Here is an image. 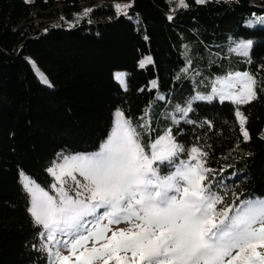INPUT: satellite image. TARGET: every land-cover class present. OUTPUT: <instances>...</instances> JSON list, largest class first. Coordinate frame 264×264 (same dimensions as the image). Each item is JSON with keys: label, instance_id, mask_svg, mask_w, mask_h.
Segmentation results:
<instances>
[{"label": "trees", "instance_id": "16d2710c", "mask_svg": "<svg viewBox=\"0 0 264 264\" xmlns=\"http://www.w3.org/2000/svg\"><path fill=\"white\" fill-rule=\"evenodd\" d=\"M131 1L128 15L117 16L115 0H0V264H47L33 247L40 229L20 171L48 189L53 161L98 150L117 109L133 124L151 122L145 141L171 127L185 147L206 150L225 203L264 197V24L248 25L264 17V0H185L186 8L179 0ZM85 7L92 11L76 17ZM241 40L253 42L248 57L230 51ZM147 56L153 63L141 68ZM257 62L259 90L251 103L192 100L197 92L210 94L217 78ZM117 71L127 73L126 89L114 79ZM188 103L194 123L173 125L176 105ZM237 107L247 118L248 140Z\"/></svg>", "mask_w": 264, "mask_h": 264}, {"label": "snow or ice", "instance_id": "6c2138e0", "mask_svg": "<svg viewBox=\"0 0 264 264\" xmlns=\"http://www.w3.org/2000/svg\"><path fill=\"white\" fill-rule=\"evenodd\" d=\"M179 4L188 7L185 0ZM113 7L117 16H127L132 4ZM91 11L85 9L83 15ZM254 23L264 24V17L249 20V27ZM252 43L241 40L230 51L248 57ZM151 63L147 56L139 66ZM126 76L114 74L125 89ZM40 79L52 86L43 73ZM150 86L158 84L152 81ZM217 98L237 106L251 103L257 98L256 76L228 73L212 82L210 94L197 92L192 100ZM192 110L191 103L176 105L180 118L172 115L173 125L180 120L194 123L187 120ZM235 114L243 138L250 139L246 116L239 107ZM152 131L150 121L133 124L117 109L98 151L62 153L53 161L47 169L54 178L48 190L20 171L28 212L40 229L39 245L33 247L45 254L47 264H264V197L236 196L225 203L213 186L206 150L195 144L185 147L171 127L145 141L144 135ZM162 166L169 170L162 172ZM122 223L127 227H119Z\"/></svg>", "mask_w": 264, "mask_h": 264}, {"label": "rangeland", "instance_id": "374dc122", "mask_svg": "<svg viewBox=\"0 0 264 264\" xmlns=\"http://www.w3.org/2000/svg\"><path fill=\"white\" fill-rule=\"evenodd\" d=\"M27 1H32V0H27ZM116 3H120V4H127V3H132V1L131 0H115V4ZM85 9H89V7H85V8H83L81 11H79V12H77V13H75V15H76V17H78L79 19H81V18H83L85 15H83V11L85 10ZM128 11V10H127ZM87 16V15H86ZM81 17V18H80ZM66 22H69V18H67L66 19ZM39 70V68H36V70ZM261 69H262V62H257L256 64H254V65H252L251 67H250V69L247 71V72H249V73H252V74H254L255 76H256V78H257V94H258V90H259V74H260V72H261ZM39 74L40 73H42L40 70L39 71H37ZM118 72H124V73H126L125 71H117V72H115V73H118ZM236 72H245V71H236ZM229 73H235V72H229ZM227 75V74H226ZM226 75H224V76H222V77H225ZM221 78V77H220ZM99 150V149H98ZM98 150H96V151H98ZM90 152H94V151H90ZM79 153H88V152H79ZM72 154H75V153H72ZM181 158L183 159V158H185V157H182L181 156ZM38 183V182H37ZM39 184V183H38ZM42 186V185H41ZM43 187V186H42ZM45 190H48V189H46L45 188ZM50 194H52L51 192H50ZM119 227H127V225L126 224H121V225H119ZM65 254H67L66 252H65Z\"/></svg>", "mask_w": 264, "mask_h": 264}, {"label": "built area", "instance_id": "2783aa9c", "mask_svg": "<svg viewBox=\"0 0 264 264\" xmlns=\"http://www.w3.org/2000/svg\"><path fill=\"white\" fill-rule=\"evenodd\" d=\"M55 25H60V23H56Z\"/></svg>", "mask_w": 264, "mask_h": 264}]
</instances>
